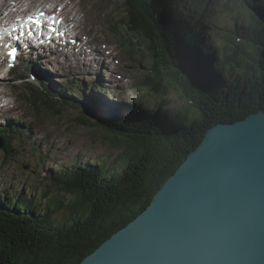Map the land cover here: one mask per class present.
Here are the masks:
<instances>
[{
    "label": "trees",
    "instance_id": "1",
    "mask_svg": "<svg viewBox=\"0 0 264 264\" xmlns=\"http://www.w3.org/2000/svg\"><path fill=\"white\" fill-rule=\"evenodd\" d=\"M120 1L126 13L121 25L130 29L129 36L143 40L152 56L149 78L143 85L148 84L155 93L153 99L160 96L161 101L154 110L146 98L128 108L109 106V101L103 102L94 93L87 104L79 101L91 113L87 124L97 130L100 140L121 149L113 159L59 166L48 176L49 184L40 188V199L22 190L3 189L0 264L79 263L150 204L208 128L264 110V0L254 6V0H242L239 6L248 9L242 16L243 25L215 32L221 52L213 51L210 44L202 46L201 41L210 40V32L201 23L188 24L192 19L183 18L184 2ZM193 4L197 8L202 2L192 0ZM166 72L185 77L194 91L190 108L196 117L184 116L190 108L182 113L169 111L168 90L174 83ZM45 79L50 87L42 79L41 93L52 101L58 97V102L73 104L88 96L86 87L75 79L68 86L70 90L79 87L78 97L67 95L50 77ZM29 88L26 99L32 103L36 95ZM105 108L110 112L102 113ZM9 122L0 137L5 140L3 153L12 154L13 138L23 126Z\"/></svg>",
    "mask_w": 264,
    "mask_h": 264
},
{
    "label": "rangeland",
    "instance_id": "2",
    "mask_svg": "<svg viewBox=\"0 0 264 264\" xmlns=\"http://www.w3.org/2000/svg\"><path fill=\"white\" fill-rule=\"evenodd\" d=\"M2 1L0 0V3ZM19 1H22L24 7L29 5L31 9L43 5L51 10L49 7L54 5L51 0H5L3 2L20 6ZM61 1L68 4L65 11L73 21H63L65 17L61 16V5L58 6L61 8L58 12L60 22L63 26L67 23L77 25L74 31L76 36L73 37L75 40L62 45H67L66 52L61 51L52 42L58 34H54L55 36L51 39L50 31L47 33L45 31L44 36H47L53 47H56L47 51L50 52V56L33 55L37 58V64L30 54L23 63L17 57V66H27L24 72L19 68L12 69L11 66L0 64V102L6 105L5 107L0 105V125H6L10 123L9 121L15 120L23 126V130L15 133L13 138L14 152L12 154L3 153L0 147V193L3 189L22 190L36 197L40 188L49 184L48 176L53 175L59 166H71L78 161L97 163L108 157L113 159L121 149V146L115 147L109 142L101 141L102 138L96 134L97 130L87 125L88 118L92 115L86 110L84 104L88 103L89 97L76 100L77 104L83 101L82 105L50 100L46 94L41 93L40 81L35 80L32 83L28 78L25 79L30 78L29 66H32L38 79H43L41 76L45 74L44 83L48 82L45 77H50L57 86L64 89L67 95L78 97L79 87L73 86L70 90L68 86L69 81L75 79L80 82V87H86L88 96L94 93L103 102L109 101L108 105L115 108H128L138 104L142 96L148 99L150 110L155 109L161 101L160 96L153 99L155 93L148 84L143 86L145 80L149 78L147 73L153 63L152 56L145 48L144 41L136 36H129L130 29L121 25L120 20L126 13L120 1ZM179 1L184 2L186 6L182 11L183 18L186 16L191 18L192 21H188L193 23L192 26L194 23H201L200 26L206 27L210 32L208 34L210 40L206 43L201 41V44L202 46L210 44L213 51L220 50L219 46L222 44L215 40V32L221 31L220 28L242 26V16L248 14L247 8L245 11L239 6L242 0H201L202 5L197 8L196 4L191 6L192 0ZM197 1L195 0L196 3ZM254 2L259 3L254 0L253 6ZM11 9L15 12L18 8L11 7ZM4 10L5 13L3 10L0 11V16L5 15L10 8L8 10L4 8ZM30 42L31 45H39V41L30 39ZM80 46L85 47L80 49ZM17 47L21 48V46ZM82 54L87 58H83ZM0 55V59L1 57L6 59V54ZM166 73L174 83L168 90L169 111L182 113L190 108L192 104L190 96L194 95V91L187 86L184 82L185 77L183 78L180 73ZM93 84L97 85L96 88ZM30 85L36 91H40V94L33 91L36 97L32 103L26 99V92H31ZM69 98L65 96L64 99L69 100ZM103 110L110 112L108 108L102 109V113ZM184 116L196 117L191 108L185 112ZM99 129L102 131V128ZM20 178H22L21 182ZM37 197L40 199L39 196ZM46 200L47 195L41 198V205H45Z\"/></svg>",
    "mask_w": 264,
    "mask_h": 264
},
{
    "label": "water",
    "instance_id": "3",
    "mask_svg": "<svg viewBox=\"0 0 264 264\" xmlns=\"http://www.w3.org/2000/svg\"><path fill=\"white\" fill-rule=\"evenodd\" d=\"M77 264H264V110L208 128L150 204Z\"/></svg>",
    "mask_w": 264,
    "mask_h": 264
},
{
    "label": "bare ground",
    "instance_id": "4",
    "mask_svg": "<svg viewBox=\"0 0 264 264\" xmlns=\"http://www.w3.org/2000/svg\"><path fill=\"white\" fill-rule=\"evenodd\" d=\"M3 1H5V0H3ZM2 1V2H3ZM51 1H53V3H54V5L53 6H51L50 8H52L55 12H57V9H59V11L61 10V8H58V6H61L62 5V10H61V16L64 18L65 17V19H63V21H70L71 20V22L73 21V19H72V17L71 18H69L68 17V15H67V13H66V11H65V7H67L68 6V4L66 3V2H64V1H61V0H59V1H57V0H51ZM244 1H246V0H244ZM0 3V11L1 10H4V8L7 10V6H9V7H16V6H12V3L11 4H5L4 2L3 3ZM48 2V1H47ZM59 2V3H58ZM8 3V2H7ZM19 3L21 4L20 5V7H17L18 9L17 10H15V12H20V11H22V12H24V13H26L27 11H28V8L26 7V8H22V6H24V4H22V1H19ZM248 3V2H247ZM245 4L247 7H248V4ZM44 4V3H43ZM66 4V5H65ZM41 6V5H40ZM46 6V5H45ZM47 7H48V5H47ZM215 8V7H214ZM226 8V7H225ZM224 8V9H225ZM234 9V8H233ZM12 10V9H11ZM223 11V10H222ZM222 11H221V13H222ZM232 11V10H231ZM50 12L51 13H54L52 10H50ZM4 16V15H3ZM3 16H0V18H2ZM41 17V16H40ZM38 18V21H39V25H40V28H42L43 27V32H42V34L40 35V37L36 40V41H39V45H37V46H40V47H46L48 50H52L51 48H56V47H58L59 45H63V44H65V43H69V42H71V41H74L75 40V38H73L74 36H76V33H75V35H71V34H69V32H67V30L66 29H63V27L61 26V22L59 21L58 23L56 22V24H55V26L56 27H58V28H54V29H48L50 26H48V25H46L44 22H42L41 21V19H42V17L41 18ZM56 19V18H55ZM3 19H0V29L5 25V22H3L2 21ZM13 21V20H12ZM11 21V22H12ZM188 22V24H190V22L189 21H187ZM76 24L74 25V28H71V29H74V31H75V28H76ZM45 31L47 32V31H50V33H51V39L53 38V36H55L54 34H58V36L57 37H55L54 39H52V42L54 43V45L56 46V47H53V45H52V43H51V41L47 38V36H44V34H45ZM189 36V35H188ZM28 37H30V36H28ZM79 37V36H78ZM30 38H33V37H30ZM34 39H36V38H34ZM79 39H80V37H79ZM5 41H7V42H9L10 41V39L7 37V36H5L4 35V38H2L1 39V37H0V54H6V46H7V43L5 42ZM14 43H16V46H22V44H20V43H18L16 40H14L13 41ZM24 42H30V39H28L27 41H24ZM24 45V44H23ZM50 49H49V48ZM83 47H85V46H80L79 48L80 49H82ZM91 51H94V50H91ZM220 52H221V50H219ZM96 54V53H95ZM1 56V55H0ZM131 58H133L132 56H130ZM210 64H211V67H214V66H212L213 64L210 62ZM36 73H34V76H35V78H36ZM44 76H45V74L43 75V76H41L43 79H44ZM35 80H38V81H40L41 83H42V79H35ZM93 83V82H92ZM46 85H49V84H47V83H45ZM144 86V85H143ZM49 87H50V85H49ZM148 96V95H147ZM143 98H145L144 96H142V99ZM1 99V98H0ZM3 99V98H2ZM55 100V99H54ZM56 100H59V98L58 97H56ZM77 104V103H76ZM78 104H79V102H78ZM77 104V105H78ZM0 105L3 107H5L6 105L3 103H1L0 102ZM4 124H1L0 125V134L1 135H3L4 134ZM21 179L22 178H20V182H21ZM17 181H19V180H17Z\"/></svg>",
    "mask_w": 264,
    "mask_h": 264
},
{
    "label": "snow or ice",
    "instance_id": "5",
    "mask_svg": "<svg viewBox=\"0 0 264 264\" xmlns=\"http://www.w3.org/2000/svg\"><path fill=\"white\" fill-rule=\"evenodd\" d=\"M9 55H10V56H12V55H13V53H9Z\"/></svg>",
    "mask_w": 264,
    "mask_h": 264
}]
</instances>
